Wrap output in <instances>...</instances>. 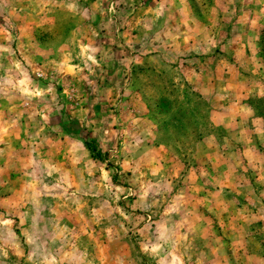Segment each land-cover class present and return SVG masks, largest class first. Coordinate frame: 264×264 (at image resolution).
<instances>
[{"label": "rangeland", "instance_id": "374dc122", "mask_svg": "<svg viewBox=\"0 0 264 264\" xmlns=\"http://www.w3.org/2000/svg\"><path fill=\"white\" fill-rule=\"evenodd\" d=\"M0 264H264V0H0Z\"/></svg>", "mask_w": 264, "mask_h": 264}]
</instances>
